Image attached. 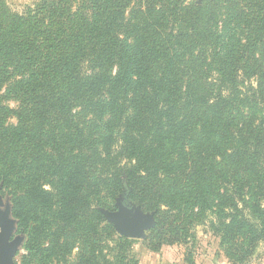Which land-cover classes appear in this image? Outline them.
Returning <instances> with one entry per match:
<instances>
[{"label": "trees", "instance_id": "obj_1", "mask_svg": "<svg viewBox=\"0 0 264 264\" xmlns=\"http://www.w3.org/2000/svg\"><path fill=\"white\" fill-rule=\"evenodd\" d=\"M0 197L20 264H138L118 199L155 212L150 253L216 209L240 264L264 238V0H0Z\"/></svg>", "mask_w": 264, "mask_h": 264}, {"label": "rangeland", "instance_id": "obj_2", "mask_svg": "<svg viewBox=\"0 0 264 264\" xmlns=\"http://www.w3.org/2000/svg\"><path fill=\"white\" fill-rule=\"evenodd\" d=\"M3 1L11 9L22 11L25 7L34 5L40 0ZM200 2L201 0H185V4H199ZM10 106L15 107L16 104L11 102ZM10 123L14 124L15 120L11 119ZM3 200L5 201L4 198ZM108 204V208L112 209L110 212L116 211V204L115 210L113 209L114 204L111 202H108ZM216 212L217 210L213 208L207 212L204 221L194 223L193 227L189 230V239L185 242L170 245L168 243L162 244L157 249V253H150L148 251L150 245L147 236L149 235V232L155 227L154 224L153 228L145 232L142 239L134 240L131 248L132 256L136 257L138 264H235L229 256L231 251L230 239L225 236L223 237L222 231L221 233L216 232V224L218 219L217 215H215ZM144 214H153L155 219V212ZM212 224H214L215 227H212ZM14 235L23 236L18 233L17 221ZM242 243H244V241L242 242L241 240L236 239L233 242V245H237L239 248H241L240 246H243ZM22 247L15 257L16 264H20V256L25 254V251L22 249ZM240 264H264V238L252 246L251 253Z\"/></svg>", "mask_w": 264, "mask_h": 264}, {"label": "water", "instance_id": "obj_3", "mask_svg": "<svg viewBox=\"0 0 264 264\" xmlns=\"http://www.w3.org/2000/svg\"><path fill=\"white\" fill-rule=\"evenodd\" d=\"M118 200L116 211H102L108 223L115 227L116 233L124 238L139 240L146 231L154 227L153 214H144L134 205H124ZM16 221L11 216V206L7 199L0 197V264H16L15 257L21 249L24 237L14 235Z\"/></svg>", "mask_w": 264, "mask_h": 264}]
</instances>
